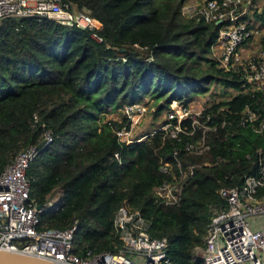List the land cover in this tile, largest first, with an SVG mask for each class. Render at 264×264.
Wrapping results in <instances>:
<instances>
[{
    "label": "trees",
    "instance_id": "trees-1",
    "mask_svg": "<svg viewBox=\"0 0 264 264\" xmlns=\"http://www.w3.org/2000/svg\"><path fill=\"white\" fill-rule=\"evenodd\" d=\"M68 1L99 22L95 34L101 42L88 31L47 19L0 21V173L19 150L41 147L42 132L50 130L53 142L26 172L36 204L61 190L58 208L40 216L42 225L66 229L77 221L75 248L116 251L113 218L123 207L151 222L152 237L168 240L173 264H204L193 254L204 246L209 206L222 204L218 191L224 185H240L245 175L256 176L257 152L264 153V131L221 128L220 122L235 117L230 113L257 108L264 93L253 97L239 78L217 68L211 50L220 27L183 18L186 0ZM256 2L252 0V7ZM248 15L244 19L249 21ZM252 16L264 23V8ZM212 86L228 97L210 104L206 112L225 111L213 119L217 128L207 133L205 152L177 155L181 171L194 168L180 203L166 206L153 193L170 178L159 169L169 164L178 176L174 151L201 133L182 134L176 141L157 130L126 144L116 133L129 130L128 117H105L146 97L166 99L167 107L171 102L187 105L193 94ZM162 109L158 105L157 111Z\"/></svg>",
    "mask_w": 264,
    "mask_h": 264
},
{
    "label": "built area",
    "instance_id": "built-area-1",
    "mask_svg": "<svg viewBox=\"0 0 264 264\" xmlns=\"http://www.w3.org/2000/svg\"><path fill=\"white\" fill-rule=\"evenodd\" d=\"M251 3L252 0H204L198 5L182 6L181 16L219 25L211 56L217 61L218 69L239 78L242 88L254 97L264 93V34L250 27L244 19L252 8ZM10 18L51 20L62 27L88 31L101 42L95 34L100 28L99 22L68 0H0V21ZM223 111L225 109L214 114L205 109L192 112L180 103L169 107L167 123L159 129L167 138L179 141L182 134L191 137L201 133L198 140L174 151L178 169L179 153L200 155L208 149L207 133L216 131L213 119ZM129 113L131 108L126 111L131 119ZM230 115L235 117L223 119L221 128L241 126L255 134L264 131V99L257 108L246 107ZM36 124L38 117L34 115L33 126ZM121 132L116 133L119 141ZM41 142V147L33 145L19 150L0 173V252L23 254L51 264H173L168 240L152 237L151 222L138 211L127 213L121 207L114 214V238L119 243L116 251L74 252L77 221L66 229L42 225L40 216L51 211L54 202L47 199L37 210L38 204L30 197V182L26 176L29 164L53 142L50 130L42 132ZM254 165L256 176L245 175L240 185H224L218 191L222 204L209 206L204 246L196 250L204 264H264V195H259L264 189V153L261 151L257 152ZM193 168L179 169L177 176L169 164H163L159 171L170 178L154 188L156 201L177 206L184 182L192 175Z\"/></svg>",
    "mask_w": 264,
    "mask_h": 264
},
{
    "label": "rangeland",
    "instance_id": "rangeland-1",
    "mask_svg": "<svg viewBox=\"0 0 264 264\" xmlns=\"http://www.w3.org/2000/svg\"><path fill=\"white\" fill-rule=\"evenodd\" d=\"M204 0H186L183 4V7L188 5H198L201 4ZM258 10H257V8ZM264 8V0L257 1L255 6H253L252 10L248 13L250 20L248 21L251 24L252 28L260 30L262 34H264V23L259 20H255L252 16V12L254 10L257 13H260ZM130 97V96H129ZM128 97V98H129ZM228 97L227 94L220 87L212 86L210 90L206 93L193 94V99L187 103L186 106L190 108L192 112H199L201 110L206 109L213 102H218ZM166 99H162L160 101H156L151 97L143 98L139 104L135 105H126L122 109L117 110L115 113L111 115H107L105 120H116L119 119L122 115H126V111L129 112L131 108V113L129 119L131 121V126L128 131L122 130L120 135V141L125 142L126 144H131L133 141H143L155 131L165 127L167 122V112L169 111V107L175 105L178 102H171L170 106H165ZM158 105L163 106V109L159 112L157 111ZM165 123V124H164ZM139 138V139H138ZM61 197V190L55 189L49 196L48 200L54 202L55 210L59 206ZM259 221V220H257ZM256 221V222H257ZM74 252L78 249L82 250V247L75 248L76 244H73ZM193 258L195 260L201 259V255L199 252L195 251L193 254Z\"/></svg>",
    "mask_w": 264,
    "mask_h": 264
},
{
    "label": "water",
    "instance_id": "water-1",
    "mask_svg": "<svg viewBox=\"0 0 264 264\" xmlns=\"http://www.w3.org/2000/svg\"><path fill=\"white\" fill-rule=\"evenodd\" d=\"M41 205L37 206V210ZM0 264H51L43 260H39L23 254H13L7 252H0Z\"/></svg>",
    "mask_w": 264,
    "mask_h": 264
},
{
    "label": "crops",
    "instance_id": "crops-1",
    "mask_svg": "<svg viewBox=\"0 0 264 264\" xmlns=\"http://www.w3.org/2000/svg\"><path fill=\"white\" fill-rule=\"evenodd\" d=\"M257 1L259 2V0H257ZM252 8H253V7H252ZM252 8H251V9H252ZM256 8H257V7H256ZM255 10H256V9H255ZM257 10H258V8H257ZM249 12H250V10H249ZM247 15H248V14H247Z\"/></svg>",
    "mask_w": 264,
    "mask_h": 264
}]
</instances>
